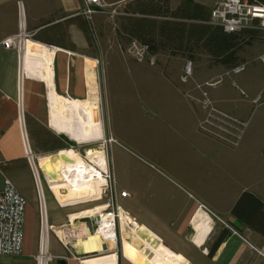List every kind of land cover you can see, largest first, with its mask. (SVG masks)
<instances>
[{"label":"rangeland","instance_id":"obj_1","mask_svg":"<svg viewBox=\"0 0 264 264\" xmlns=\"http://www.w3.org/2000/svg\"><path fill=\"white\" fill-rule=\"evenodd\" d=\"M131 1L99 8L88 19L91 31L85 53L97 60L95 89L103 141L74 145L69 149L72 155H79L83 160L88 150H102L107 165L105 174L109 179L106 180L107 187L86 191L83 197L85 204L69 207L68 213L110 204L115 196L113 203L116 202L139 222L141 194L151 196L149 210L155 214L157 200L164 192L167 197L181 201L198 199L200 191L209 199L225 200L234 196L232 191H237L241 185L264 192V67L258 60L264 56V30L255 29L258 31L256 39L242 47L240 56L246 69L238 75H226L229 70L204 55L189 61L158 52L153 54L154 65L150 66L131 57L128 48L134 39L128 41L120 33V17L125 16L124 5ZM195 1L210 9L215 1L220 0ZM177 4V0H171L170 8L174 9ZM188 62L191 64V76L185 79L184 67ZM232 83L247 97L242 96ZM134 86L153 87L141 94L133 89ZM170 87L180 88L183 97ZM140 95L145 97L144 101ZM256 96L260 100L253 104L251 100ZM212 97H219L227 108L220 109ZM205 99L212 102L214 109L208 115V108L204 109L201 103L195 102ZM182 102L194 103L199 112L197 117H193L192 111L183 105H173ZM150 103L156 106H150ZM215 109L227 118L215 114ZM231 119L242 123V126ZM202 122L206 124L201 125ZM67 138L64 137L69 141ZM56 153L33 158L35 163L38 160V166L48 180L55 179V175L47 159ZM201 166L212 171L211 178L202 185L194 181L195 168ZM43 178L41 174L44 194L55 199L48 193ZM34 186L33 179L22 189L34 197L36 207ZM122 191L128 192L129 197L120 198ZM260 198L264 199V194ZM47 203L50 215L59 216V210L50 200ZM82 221L75 224L82 226ZM120 227L118 229L116 225L115 247L121 256L122 230L132 245L137 239L127 233L129 229ZM95 229L91 228L92 231Z\"/></svg>","mask_w":264,"mask_h":264},{"label":"crops","instance_id":"obj_2","mask_svg":"<svg viewBox=\"0 0 264 264\" xmlns=\"http://www.w3.org/2000/svg\"><path fill=\"white\" fill-rule=\"evenodd\" d=\"M100 1L104 7H111L129 0ZM81 8V0H0V190L4 181L9 180L26 202L22 251L18 256H0V264H57L59 260L65 264H86L89 258L94 257L91 254L101 251L102 245L107 247V252L102 255H115V264H132L122 254L119 255L115 246L108 248L105 243H90L84 230L81 231L83 236L71 240L67 249L60 244L51 229L41 233L38 200L35 207L34 197L25 194L22 189L26 182L31 183L33 180L28 151L32 158L38 159L42 155L56 153L50 150L66 144L64 137L68 136L57 132L49 123V95L54 93L58 98L83 102L88 99L90 88L95 87L97 60L86 55L88 43L76 24L77 18H84L79 14ZM19 33L24 35L20 49H5L2 46L3 40ZM28 42L39 47L28 50ZM69 44L74 49H70ZM149 87L151 90L153 86H134L133 89L142 94ZM171 89L181 95L180 88ZM140 97L144 101L145 97ZM212 100L220 109L227 108L219 97H212ZM176 104L183 105L192 111L193 117H197L199 112L194 103H173ZM149 105L156 106L154 103ZM154 115L160 117L158 113ZM199 141L203 142L201 138ZM211 172L210 168L203 166L195 168L194 181L204 184L211 178ZM219 173L221 180L222 175ZM224 173L226 179V171ZM182 179L186 181V178ZM244 191L259 198L264 194L260 189L248 188L247 185L232 191L235 195L225 200L209 199L200 191L198 199L181 201L167 197L164 192L157 200L155 214L149 210L151 196L141 194L139 222L116 202L115 205L156 237L160 244L182 258L183 264H264V239L244 228L231 215L235 202ZM84 193L80 204H85ZM260 199L264 204V199ZM48 200L59 210V216L50 215ZM55 201L49 194H44L47 226L60 228L69 224L71 213H68V208L72 206H61ZM198 211L202 212L208 226L202 235L192 225V218ZM81 220H84L82 224L88 233H92L93 219ZM75 222L74 226L70 225L74 227L72 229L78 227ZM118 229H121L120 223ZM138 234L141 239L149 240L147 234L140 231ZM141 239L134 242L138 249L142 247ZM197 239H200L198 243ZM215 245L213 253L209 255ZM41 247L46 256L39 263L36 257Z\"/></svg>","mask_w":264,"mask_h":264},{"label":"bare ground","instance_id":"obj_3","mask_svg":"<svg viewBox=\"0 0 264 264\" xmlns=\"http://www.w3.org/2000/svg\"><path fill=\"white\" fill-rule=\"evenodd\" d=\"M33 47L38 48L39 45L36 46V44L34 45L30 42L27 43L28 50H31ZM90 89L91 93L89 94L88 99L83 102L62 99L60 97L58 98L53 93L49 95L48 103L50 107L49 123H51L53 128H55L57 132L59 131L66 134L72 140L85 141L87 144L101 142L103 140V132L98 117L96 89L95 87ZM49 92L52 91L50 90ZM85 159L86 161H84ZM85 159L83 160L79 155H72L67 150H61L47 159L48 165L55 175V179H47L49 190L55 197L56 202L61 206L78 205L81 203V197L85 191L106 186L107 181L105 180L104 174L107 172V165L103 151L88 150ZM44 160L45 159H41V161ZM106 208V205H102L89 210L71 213L69 215V222L74 226V222L77 220L93 217L100 218L101 221L98 223V227L92 233H88L86 228H84V225H77V229L80 231L84 230L85 236H88L90 239V243L94 245H98V242L105 243L108 248H112L116 244L117 235L112 230L111 221L106 217ZM119 220L120 226L129 229L127 230V233L132 236V238L134 237L137 240L141 239L138 235L139 231L147 234L149 238L148 241L141 239L142 247L138 249L139 247L137 248L128 242L129 239L125 236L126 233L122 230V254L129 262L132 264H140L142 261L149 264H183L182 258L181 260L178 255L160 244L156 237L146 231L143 227L139 226L138 223L122 210L119 211ZM204 221L206 220H204L201 211L196 212L192 218V225L199 234L201 233V235L208 230V226H206L207 223L205 224ZM55 231L59 237L63 238V232L61 230ZM154 241L156 242L155 245L152 244ZM196 241L198 243L200 239H197ZM115 263L116 257L113 254L95 256L86 261V264Z\"/></svg>","mask_w":264,"mask_h":264},{"label":"trees","instance_id":"obj_4","mask_svg":"<svg viewBox=\"0 0 264 264\" xmlns=\"http://www.w3.org/2000/svg\"><path fill=\"white\" fill-rule=\"evenodd\" d=\"M170 1L132 0L125 4V16L120 17V33L128 41L134 39L147 46L151 55L167 52L189 61L196 59L198 55H204L227 70L243 64L240 56L242 47L256 39L257 30L226 33L220 27L208 24L211 8L195 0H177V6L172 9ZM255 1L264 4V0ZM76 20L88 42L91 31L89 20ZM68 47L74 49L72 44ZM74 145L66 141V144L56 146L50 151L67 150ZM67 151L71 153L70 149ZM231 215L244 228L264 239V204L259 197L248 191L242 192L231 210ZM215 247L216 245L209 255Z\"/></svg>","mask_w":264,"mask_h":264},{"label":"built area","instance_id":"obj_5","mask_svg":"<svg viewBox=\"0 0 264 264\" xmlns=\"http://www.w3.org/2000/svg\"><path fill=\"white\" fill-rule=\"evenodd\" d=\"M81 2L82 8L79 14L86 19H89L95 13L96 10L104 7L100 0H82ZM208 24L220 27L226 33H235L246 29L264 30V4H261L255 0H220L214 3L211 7ZM23 39L24 35L22 33H19L14 36L7 37L5 40L2 41L1 44L5 49H20L23 43ZM128 52L130 53L131 57L137 62H146L150 66L154 65V56L149 53L147 46L140 44L137 40H132L130 42ZM258 60L264 67V56H260ZM245 69L246 64H240L234 67L233 69L229 70L226 75H238L245 71ZM184 74L185 79L191 76V64L189 62L184 67ZM232 85L240 91L242 96L247 97L244 91L238 88V86H236L234 83H232ZM203 95L206 97V93H204ZM192 100L194 101L195 99ZM259 100L260 98L259 96H257L251 101L253 104H257ZM195 102H199V104L201 103L204 109L208 108L207 115L210 114V111L214 110L212 107V102L209 99ZM214 113L219 115L220 117L224 115L217 109H215ZM224 117L227 118V116L225 115ZM231 120L235 121V123H239V125L242 126V123L234 119ZM220 122L224 123V121L222 120ZM204 124L206 123H201V125ZM217 127H220V125H218ZM28 155L33 179L35 180V189L39 206L40 232L44 233L47 231V229H51L60 244L65 249H67L71 240H77L81 238L83 234L78 229H72L70 226V222L68 225L62 226L60 228H53L52 226H47V216L44 206V192L42 183L40 181V176L42 174L44 177L43 181L46 186V189L50 191L47 182V176L44 175L42 169L39 168L38 160H36L37 163L34 162V159L31 157L29 151ZM104 177L105 180L109 179V176L107 174H104ZM107 186L108 185L106 184L105 187ZM128 196V193L125 191H122L119 194L120 198H127ZM114 197L115 196L111 198L112 203H108L106 205L107 208L105 210V213L106 217L109 218L112 223L113 232L116 233V225L119 226L120 223V208L115 205V202L113 203ZM25 206V199L18 193L14 185L9 180H5L4 186L0 190V256H18L21 253ZM92 219L93 227L97 228L98 223L101 221V219L96 217H93ZM56 229H61V231L63 232V238L59 237L56 234ZM45 256L46 252H44L43 247H41L39 254L36 257V261L42 263V260ZM47 257L50 258V256Z\"/></svg>","mask_w":264,"mask_h":264},{"label":"water","instance_id":"obj_6","mask_svg":"<svg viewBox=\"0 0 264 264\" xmlns=\"http://www.w3.org/2000/svg\"><path fill=\"white\" fill-rule=\"evenodd\" d=\"M68 139L71 140L72 142L74 143H77V144H81V145H84V144H87L85 141H77V140H72L69 136H68ZM69 161V160H68ZM50 176H53V174H50ZM107 252V247L106 245H102L101 246V251L99 252H94L93 254H91V256H103L102 254L106 253ZM57 264H65V262L63 260H59L57 262ZM141 264H149L147 262H143Z\"/></svg>","mask_w":264,"mask_h":264}]
</instances>
